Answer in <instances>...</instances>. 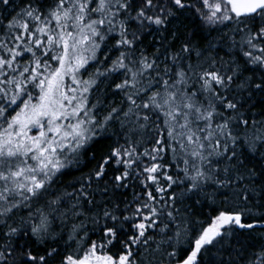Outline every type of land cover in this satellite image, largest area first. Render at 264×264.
<instances>
[{
  "label": "snow or ice",
  "instance_id": "1",
  "mask_svg": "<svg viewBox=\"0 0 264 264\" xmlns=\"http://www.w3.org/2000/svg\"><path fill=\"white\" fill-rule=\"evenodd\" d=\"M0 264H264V0H0Z\"/></svg>",
  "mask_w": 264,
  "mask_h": 264
}]
</instances>
